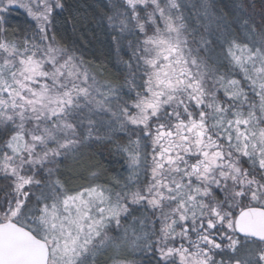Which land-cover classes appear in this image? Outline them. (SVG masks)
Instances as JSON below:
<instances>
[{"label":"snow or ice","instance_id":"snow-or-ice-1","mask_svg":"<svg viewBox=\"0 0 264 264\" xmlns=\"http://www.w3.org/2000/svg\"><path fill=\"white\" fill-rule=\"evenodd\" d=\"M63 7L0 0V264H264V12L112 0L119 85L57 40ZM13 10L33 23L10 36ZM100 127L127 137L128 175L66 188L59 164Z\"/></svg>","mask_w":264,"mask_h":264},{"label":"trees","instance_id":"trees-1","mask_svg":"<svg viewBox=\"0 0 264 264\" xmlns=\"http://www.w3.org/2000/svg\"><path fill=\"white\" fill-rule=\"evenodd\" d=\"M62 3L64 7L53 13L51 27L57 40L81 56L98 74L99 78L113 84L124 85L129 75V69L125 67L123 61H128L130 54L127 53V48H123L127 46L125 42L122 41V46L118 48L112 38L115 33L107 21L110 6H107L104 0H62ZM215 3L222 6V10L230 14L232 12L229 22H233V18L236 19L239 13L246 15L251 23L259 25L261 13L264 12V0H215ZM241 5L243 12H240ZM17 14L20 13L10 12L8 19ZM21 17L25 18L27 26L21 31L19 23L7 25L10 36L13 33L23 32L32 25L26 17L19 15V18ZM193 21L196 22L195 19L192 20V23H194ZM233 26L238 37L245 39V33L239 26L236 24ZM124 91H127L126 86ZM98 135L111 137V140L89 143L85 146L88 152L81 158H76L73 162L65 159L59 164L56 177L64 183L66 188L73 190L93 182L108 184L111 182L110 178L123 180L127 176H124L125 171L128 174L126 156L117 149L118 144L126 145L128 143L127 137L118 133L114 134L105 127L99 129ZM93 172L97 173L95 177L92 176ZM4 183L6 182L0 179V184ZM124 253L129 254L127 251ZM129 258L137 260V264H142L145 259L130 254Z\"/></svg>","mask_w":264,"mask_h":264},{"label":"rangeland","instance_id":"rangeland-1","mask_svg":"<svg viewBox=\"0 0 264 264\" xmlns=\"http://www.w3.org/2000/svg\"><path fill=\"white\" fill-rule=\"evenodd\" d=\"M106 3V5L107 6H111V3H112V0H104ZM186 2L189 4V6H191L192 4H194V3H196L197 2V0H186ZM216 4V3H215ZM216 7H217V9H219L218 11L221 13V14H223L227 19H228V21L230 20V18H229V16H232V12H231V14L230 13H228L227 11H224V10H222L223 9V7L222 6H219V5H217L216 4ZM227 9H229V8H227ZM12 12H18V13H20V14H17V15H13V16H11V17H9V19H8V23H7V25L8 26H11V25H13V23H19L20 24V26H21V31L27 26V21L25 20V18L23 19L22 17L21 18H19V15H23L24 17H26L28 20H30L26 15H25V13L23 12V10H13ZM194 10L193 11H191V12H189V11H187L186 10V14L187 15H190V16H192L193 18H194ZM192 13V14H191ZM194 20V19H193ZM232 20V19H231ZM235 19L233 18V21H234ZM194 22V21H193ZM31 23H33V22H31ZM196 27H199V24L197 23V22H194L193 23ZM131 38H129L128 40H130ZM128 40H125V41H123V43L125 42V45H127V46H124L123 48H127V53H129L130 54V49H129V46H128ZM122 43V44H123ZM116 44V43H115ZM122 44H120V47L122 46ZM116 46H117V44H116ZM119 47V48H120ZM208 54V56L210 55V54H212V52H209V53H207ZM86 63V62H85ZM87 64V63H86ZM88 65V64H87ZM93 70V69H92ZM98 78H99V76H98ZM99 79H101V78H99ZM102 81H104L103 79H101ZM100 128H102V127H100ZM86 152H88V151H86V149H85V147L78 153V154H76L75 156H68L67 158H65L66 160H70V162H73V161H75L76 160V158H81ZM64 159V160H65ZM127 172L125 171L124 172V176L125 175H128V174H126ZM55 178V177H54ZM111 179V181L113 180V178H110ZM1 185V184H0ZM71 190V189H70ZM121 256H127V258L129 259V260H132V259H130L129 258V254H127V253H121ZM104 264H113V261H112V259H110V258H108V257H105V260H104Z\"/></svg>","mask_w":264,"mask_h":264}]
</instances>
